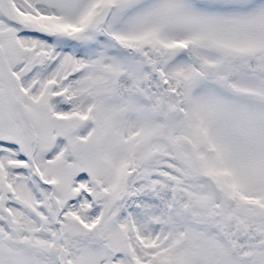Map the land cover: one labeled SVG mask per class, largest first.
Masks as SVG:
<instances>
[{"label":"snow or ice","instance_id":"6c2138e0","mask_svg":"<svg viewBox=\"0 0 264 264\" xmlns=\"http://www.w3.org/2000/svg\"><path fill=\"white\" fill-rule=\"evenodd\" d=\"M0 264H264V0H0Z\"/></svg>","mask_w":264,"mask_h":264}]
</instances>
